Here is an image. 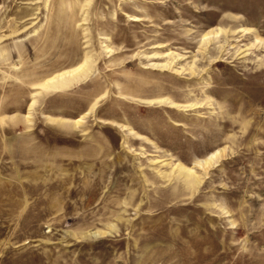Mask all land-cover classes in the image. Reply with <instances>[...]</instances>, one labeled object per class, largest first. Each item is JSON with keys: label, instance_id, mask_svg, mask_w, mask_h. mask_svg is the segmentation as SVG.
Listing matches in <instances>:
<instances>
[{"label": "rangeland", "instance_id": "1", "mask_svg": "<svg viewBox=\"0 0 264 264\" xmlns=\"http://www.w3.org/2000/svg\"><path fill=\"white\" fill-rule=\"evenodd\" d=\"M0 264H264V0H0Z\"/></svg>", "mask_w": 264, "mask_h": 264}, {"label": "bare ground", "instance_id": "2", "mask_svg": "<svg viewBox=\"0 0 264 264\" xmlns=\"http://www.w3.org/2000/svg\"><path fill=\"white\" fill-rule=\"evenodd\" d=\"M85 68H86V63L80 65V67H78V69L74 70V71H73V74H74V73H77V72H81V71H83Z\"/></svg>", "mask_w": 264, "mask_h": 264}]
</instances>
